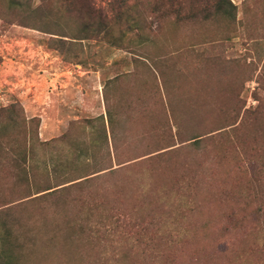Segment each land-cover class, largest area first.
<instances>
[{"label": "rangeland", "instance_id": "obj_1", "mask_svg": "<svg viewBox=\"0 0 264 264\" xmlns=\"http://www.w3.org/2000/svg\"><path fill=\"white\" fill-rule=\"evenodd\" d=\"M108 1L24 13L0 0L9 264H264L252 213L264 198L251 193V174L264 171V0H231L233 19L172 16L160 28L151 0H137L142 28H116L121 46L78 40L79 62L53 48L56 33L80 35L86 8ZM172 112L208 133L200 149L175 136ZM47 185L60 189L46 195ZM117 223L133 230L124 242Z\"/></svg>", "mask_w": 264, "mask_h": 264}, {"label": "trees", "instance_id": "obj_2", "mask_svg": "<svg viewBox=\"0 0 264 264\" xmlns=\"http://www.w3.org/2000/svg\"><path fill=\"white\" fill-rule=\"evenodd\" d=\"M47 1L50 0H5L8 9H17L24 13H37L38 11H41L43 9V3H46ZM53 2L55 5L64 4L66 6H70L72 5L73 0H53ZM200 3L203 4L202 7H194L186 11L185 0H151L150 13L156 19L155 27L160 28L162 26L163 20L167 17L172 16L177 21L186 18L192 19L199 15H202L206 19H208L209 16L216 17V15L222 16L227 19L235 18L236 5L231 0H202V2ZM136 10L137 0H109L105 9L90 5L86 8L87 21L82 23L80 35L70 37L64 34L56 33L57 37H53L50 42L53 48L57 49L64 58H74L79 62L78 54L81 49L76 46V42L78 40L98 38L107 42L108 45L121 46V44L123 43L124 34L120 32V29L116 34H114V30L116 28H121L122 25H124L125 28L129 30H132L134 28L141 30L143 21L136 15ZM0 18L5 19V16L1 12ZM64 37H69V40L65 39ZM139 37L141 43L151 40L148 35L142 34L139 35ZM126 42L128 44H131L132 39L129 38L128 40H126ZM134 58L136 59L137 57ZM166 98L168 97L166 96ZM166 106L169 107V102H166ZM12 111V107H0V138L5 136L4 130L12 122V118L7 117V113H11ZM171 115L172 125L175 127V136L181 139L184 138L183 141H185L188 145L192 146L195 149H200L202 147V143L208 139V133L200 131L196 123H192L189 126H186L173 112L171 113ZM109 117V121L111 122V116L109 115ZM33 119L34 118H31L30 120ZM254 167L257 168L258 166L256 167L254 165ZM251 175L253 180L251 193L254 199L260 200L261 198H264V171L263 173H252ZM57 186L58 185H47L42 189V191H46L44 193L46 195L53 194L55 191L60 189L55 188ZM189 203L190 201L188 199L180 200L176 208L178 209L177 214H180V212L183 211ZM252 213H254L255 216L260 219L261 234L262 238L264 239V207H256L253 209ZM183 215L184 213L179 215V220L182 219ZM117 228L118 229H112V233L116 236H119L118 239H120L122 242L127 240L133 234V230H129L126 224L121 225L117 223ZM146 228L147 227L145 226H139V229L145 230ZM182 234H184V232H181L179 230H177L175 233L176 236H180ZM181 238L172 241L174 242ZM108 240L110 239L108 238ZM106 243L107 241L103 242V245ZM2 245L3 238H0V259L4 257L2 258L3 260L0 262V264H9V258L11 257L9 256L10 254L8 252V248Z\"/></svg>", "mask_w": 264, "mask_h": 264}]
</instances>
